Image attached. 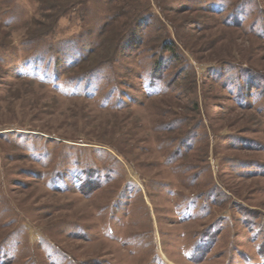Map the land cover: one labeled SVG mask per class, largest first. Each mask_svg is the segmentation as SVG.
<instances>
[{
    "label": "rangeland",
    "instance_id": "374dc122",
    "mask_svg": "<svg viewBox=\"0 0 264 264\" xmlns=\"http://www.w3.org/2000/svg\"><path fill=\"white\" fill-rule=\"evenodd\" d=\"M0 264H264V0H0Z\"/></svg>",
    "mask_w": 264,
    "mask_h": 264
}]
</instances>
